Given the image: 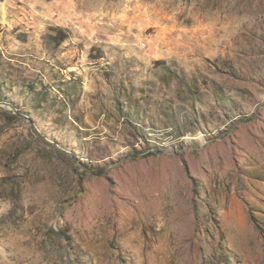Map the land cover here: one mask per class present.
I'll return each instance as SVG.
<instances>
[{
	"label": "rangeland",
	"instance_id": "374dc122",
	"mask_svg": "<svg viewBox=\"0 0 264 264\" xmlns=\"http://www.w3.org/2000/svg\"><path fill=\"white\" fill-rule=\"evenodd\" d=\"M0 264H264V0H0Z\"/></svg>",
	"mask_w": 264,
	"mask_h": 264
}]
</instances>
